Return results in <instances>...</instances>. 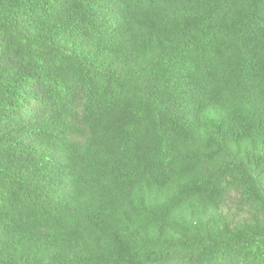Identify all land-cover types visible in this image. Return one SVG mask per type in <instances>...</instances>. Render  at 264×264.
Masks as SVG:
<instances>
[{"label": "trees", "instance_id": "16d2710c", "mask_svg": "<svg viewBox=\"0 0 264 264\" xmlns=\"http://www.w3.org/2000/svg\"><path fill=\"white\" fill-rule=\"evenodd\" d=\"M0 264H264V0H0Z\"/></svg>", "mask_w": 264, "mask_h": 264}]
</instances>
